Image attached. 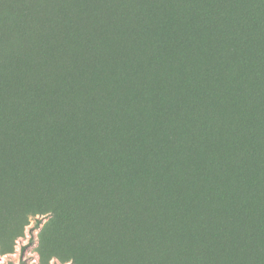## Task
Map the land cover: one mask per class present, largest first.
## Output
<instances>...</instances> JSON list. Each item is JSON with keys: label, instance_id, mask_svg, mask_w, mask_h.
Masks as SVG:
<instances>
[{"label": "trees", "instance_id": "16d2710c", "mask_svg": "<svg viewBox=\"0 0 264 264\" xmlns=\"http://www.w3.org/2000/svg\"><path fill=\"white\" fill-rule=\"evenodd\" d=\"M217 2L218 59L231 45L245 54L211 85L210 59L203 68L181 57L189 67L164 83L176 111L140 131L133 115L146 100L114 109L96 98L94 74L90 84L44 75L61 60L51 43L59 49L72 35L86 47L82 26L72 33L75 16L55 24L40 0L0 10L33 56L26 68L0 64L1 241L43 217V264H264V0H234V14L232 0ZM198 83L206 91L195 103ZM184 108L188 117L174 125Z\"/></svg>", "mask_w": 264, "mask_h": 264}, {"label": "rangeland", "instance_id": "374dc122", "mask_svg": "<svg viewBox=\"0 0 264 264\" xmlns=\"http://www.w3.org/2000/svg\"><path fill=\"white\" fill-rule=\"evenodd\" d=\"M28 1L0 0V10L7 8L12 11L13 5L27 4ZM46 2L50 3V19L55 24L64 13L75 16L72 33L82 26L86 32V47H80L72 35L69 40L63 41L64 46L59 49L51 43L50 51L57 54L60 50L61 60L55 69H48L44 75L53 84L60 83L63 74L69 75L73 82L74 78H78L90 84L88 78L94 74L97 86L92 83L96 88V98L114 109L146 100V110L133 115L137 131L151 129L156 120L176 111L173 107H167L169 102L165 95L170 88L164 83L167 74H172L174 80L179 71L189 67H185L184 63L178 65L181 57L187 59L188 63L199 60L203 68L202 59H210L211 70L215 65L213 77L207 83L211 85L245 54L231 45V51L225 52L221 60L218 59L224 36L221 37L218 30L214 29L217 0H206L202 4L197 0H40L41 4ZM236 6L232 0L228 6L230 14L236 13ZM262 15L264 17V11ZM127 23L126 29L129 30L124 35L123 29ZM13 25V22L0 20V64L7 68V64H10L15 70L20 65L26 68L33 56L31 42H27ZM51 27L55 31L51 33L54 43L58 39L57 27ZM107 27L111 28L110 34L106 33L107 36L97 39ZM231 43L232 40L226 41V44ZM79 50L83 51L82 56L78 54ZM90 50L96 52L94 60L88 57ZM100 54H103V60ZM94 61L99 62L93 64ZM190 69L192 78L194 69L191 66ZM11 75L8 71L7 76L11 78ZM205 88L206 85L197 84L195 103L200 99V94L205 93ZM189 113L188 108L179 109L174 125L182 126V120ZM1 176H6L2 169ZM6 183V179H0V192L4 191ZM14 201L15 196H10L9 204L12 205ZM37 219L41 222L39 228ZM46 221L43 217H31L23 237L14 242L12 236L0 240V264H43L37 235ZM49 264L62 263L51 260Z\"/></svg>", "mask_w": 264, "mask_h": 264}]
</instances>
